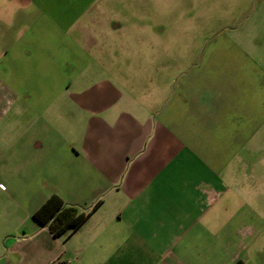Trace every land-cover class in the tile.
Here are the masks:
<instances>
[{
  "label": "crops",
  "instance_id": "1",
  "mask_svg": "<svg viewBox=\"0 0 264 264\" xmlns=\"http://www.w3.org/2000/svg\"><path fill=\"white\" fill-rule=\"evenodd\" d=\"M82 2L0 0V85L11 86L0 88V122L13 179L27 177L25 200L0 208V264H264V208L244 202L232 161H212L190 135L211 97L194 104L172 79L105 71L118 64L98 53L114 50L81 44L85 34L96 45L84 13L48 7ZM54 195L98 209L55 238L33 219Z\"/></svg>",
  "mask_w": 264,
  "mask_h": 264
},
{
  "label": "rangeland",
  "instance_id": "2",
  "mask_svg": "<svg viewBox=\"0 0 264 264\" xmlns=\"http://www.w3.org/2000/svg\"><path fill=\"white\" fill-rule=\"evenodd\" d=\"M82 1L48 7L64 15L84 13V27L96 45L85 34L81 44L114 50L109 57L98 53L101 64H118L105 70L111 75L172 79L178 93H186L194 104L209 95L210 114L203 125L194 111L190 135L212 161H232L228 173L244 177V202L264 208V0ZM5 86L11 87L2 83L0 88ZM207 123L210 129L200 132ZM4 124L0 122V151L6 153L0 155V184L7 192L0 189V208H17L16 202L25 200L27 177L13 179ZM250 184L251 198L246 191Z\"/></svg>",
  "mask_w": 264,
  "mask_h": 264
},
{
  "label": "trees",
  "instance_id": "3",
  "mask_svg": "<svg viewBox=\"0 0 264 264\" xmlns=\"http://www.w3.org/2000/svg\"><path fill=\"white\" fill-rule=\"evenodd\" d=\"M97 209L95 206L91 211L85 212L54 195L33 214V219L38 225L47 227L55 238L70 237L84 226Z\"/></svg>",
  "mask_w": 264,
  "mask_h": 264
},
{
  "label": "built area",
  "instance_id": "4",
  "mask_svg": "<svg viewBox=\"0 0 264 264\" xmlns=\"http://www.w3.org/2000/svg\"><path fill=\"white\" fill-rule=\"evenodd\" d=\"M58 264H68V263H66V262H60V263H58Z\"/></svg>",
  "mask_w": 264,
  "mask_h": 264
}]
</instances>
